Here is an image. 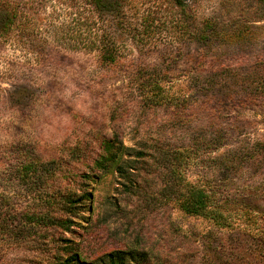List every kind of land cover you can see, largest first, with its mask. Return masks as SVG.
Listing matches in <instances>:
<instances>
[{
  "label": "rangeland",
  "instance_id": "rangeland-1",
  "mask_svg": "<svg viewBox=\"0 0 264 264\" xmlns=\"http://www.w3.org/2000/svg\"><path fill=\"white\" fill-rule=\"evenodd\" d=\"M107 1L99 13L91 0H0V15L19 12L0 40V194L32 211V189L13 180L23 161L59 158L76 181L69 171H87L103 137L118 136L129 148L126 174L89 185L95 209L86 202L66 236L90 259L136 248L151 255L143 264H219L214 249H241L235 242L243 234L227 237L186 215L174 182L185 177L215 193L234 227L244 224L236 218L250 193L264 209V155L241 160L264 142V0ZM110 40L116 66L99 59ZM140 70L157 73L174 102L148 109L137 89ZM186 147L194 153L179 152ZM211 230L219 235L209 243L197 238ZM29 237L4 244L0 264H43L55 245Z\"/></svg>",
  "mask_w": 264,
  "mask_h": 264
},
{
  "label": "trees",
  "instance_id": "trees-1",
  "mask_svg": "<svg viewBox=\"0 0 264 264\" xmlns=\"http://www.w3.org/2000/svg\"><path fill=\"white\" fill-rule=\"evenodd\" d=\"M174 1L180 7L185 2V0ZM91 2L99 13L106 12L110 8V3L107 0H91ZM13 12H3L0 15L2 22L0 24V40L5 37L9 38L17 25L19 12L17 10ZM119 22L123 25L121 20ZM25 27L24 24L23 28ZM119 57L115 42L110 40L103 43L99 54V59L103 64L116 66ZM136 82L142 103L148 109L174 102V99L166 92L162 85V79L157 73L151 74L149 71L140 70L136 76ZM192 150L186 147L179 152L181 154L192 153ZM250 150L251 152H247L241 157L242 161L251 162L264 155V142L260 141L253 150ZM255 150L258 154L254 155L252 151ZM128 151L129 148L118 136L103 137L100 151L91 160V164L87 165L88 170L83 173L69 171L70 175L77 179L76 181L68 179L63 168L65 163L59 158L41 155L29 157L23 161L17 168V179L13 180L22 190L32 189L31 198L36 199L37 206L32 211L25 210L19 200L15 201V198L13 199L11 196L0 194V237L3 236L2 242L0 240V256L4 244L12 245L15 240H26L29 236H35V239L47 240L55 245L47 255L49 258L43 264L149 263L150 253L136 248L117 249L90 259L82 253L79 243H74L66 236L73 232V227L81 218V212L86 209V202H90L89 212L93 213L95 209L96 197L93 191H88L89 185L91 183L99 185L115 172L126 174L124 157ZM141 154L143 157L146 156L144 152ZM177 170V167L170 169V174L174 179L177 177ZM181 179L186 178L181 177L174 183L177 186V201L180 209L186 215L209 221L213 228L219 232H227V237L243 234L245 240L238 239L239 241L235 242L242 247L241 249L234 247L238 253L235 250L231 251L230 246L226 243H221L214 249V258L219 261V264H230V259L227 257L232 256L236 257V264H242V262L252 264L246 262L247 259H252L253 264H264V209L251 202V193L249 192L246 199L241 200L242 215L236 218V220L244 219V224L234 227L235 217L225 214L219 209L220 202L215 193H209L203 188L192 187ZM69 180L67 187H63V183ZM73 183L79 187L70 188ZM239 201L233 199L230 203L236 204ZM216 234L219 235L211 230L197 238H202L203 241L209 243Z\"/></svg>",
  "mask_w": 264,
  "mask_h": 264
}]
</instances>
